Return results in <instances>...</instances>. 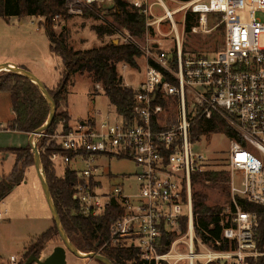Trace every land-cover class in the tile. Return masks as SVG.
I'll return each instance as SVG.
<instances>
[{
  "label": "built area",
  "instance_id": "obj_1",
  "mask_svg": "<svg viewBox=\"0 0 264 264\" xmlns=\"http://www.w3.org/2000/svg\"><path fill=\"white\" fill-rule=\"evenodd\" d=\"M126 1L146 17L147 29L169 22L176 46L167 54L156 47L157 52L146 59V80L136 90L133 122L108 114L100 121L81 122L67 135L57 133L52 140L76 156L54 153L51 161L65 167L84 166L80 171L75 168L80 176L74 199L81 212L99 217L111 206L120 208L123 215L112 224L106 245L136 249L141 264H264V233L259 231L264 214L247 212L238 201L264 208V0H194L175 10L164 0ZM114 2L67 0L66 6L69 14L81 16L85 6ZM157 5L165 15L154 13ZM183 11L199 18L193 33H209V17H220L225 43L216 58L184 51L175 21ZM170 99L175 104L168 110L161 100ZM214 117L232 132V136L224 133L230 151L223 165L232 175L231 203L217 214L222 239L210 245L197 231L192 183V176L207 170L210 160L195 150L202 139L192 142L191 132L197 120L208 125ZM115 158L139 167L136 190L127 192L120 186L103 190L98 174L101 160ZM236 172L243 174L240 188ZM183 218H188L185 234L180 229ZM3 220L0 212V223ZM167 233L178 237L161 254ZM10 264H18L16 257Z\"/></svg>",
  "mask_w": 264,
  "mask_h": 264
},
{
  "label": "trees",
  "instance_id": "obj_2",
  "mask_svg": "<svg viewBox=\"0 0 264 264\" xmlns=\"http://www.w3.org/2000/svg\"><path fill=\"white\" fill-rule=\"evenodd\" d=\"M180 1L189 3L194 0ZM66 5L67 0H0V18H43L45 20L43 27L51 44L50 51L60 57L64 64L65 70L60 83L54 89L48 88L57 105V113L52 126L45 133L48 138L40 139L38 148L49 187L67 235L75 247L83 253H99L114 264H141L139 252L136 249L115 248L106 245L110 236V228L123 215L122 210L111 206L99 217L84 215L80 210L79 202L74 199L80 172L67 166L63 177H57L54 171L57 165L51 161V157L54 153H60L62 156L67 155L72 159L76 156L74 153L63 151L58 143L52 140V137L57 133L67 135L73 130L71 127L72 118L68 111V94L69 83L74 75H89L95 85L102 88L116 113L128 122L134 121L137 93L125 86L118 66L126 64L132 68H138L137 59L141 58L143 53L137 45L131 43L119 45L110 43L98 49L75 51L70 45L68 31L63 29L61 33H57L55 30L57 20L66 21L70 18ZM114 5L115 23L113 26L95 27L99 36H113L118 33L119 28L128 30L135 37L140 38L145 35L147 20L141 11L133 8L126 0H116ZM198 19L195 14L188 13L186 18L188 33L198 23ZM220 28L223 29V27ZM174 52L171 55L175 58ZM2 93L10 95L15 116L9 130L30 135L46 124L50 115L49 105L39 88L30 80L18 74L4 73L0 75V94ZM161 101L167 106L165 100ZM212 132H222L232 136L231 130L217 117H214L208 125L203 119H200L192 129V142L196 143L206 134ZM2 152L15 157V166L12 173L0 181V203L16 187L25 183L27 171L33 166L35 167V156L30 146ZM229 180V173L225 168L212 167V165H208L204 172L192 176L193 211L196 217L197 231L199 236L205 237V241L210 245L214 244L215 239H222V229L219 226L220 218L217 214L222 212L223 208L211 206L209 204L210 196L206 191L211 189L228 194L230 204ZM238 201L245 211L264 214V208L249 204L241 198H238ZM180 229L182 234L187 232L188 218L181 220ZM202 231L209 233L211 237H206ZM259 231L264 233V217L260 219ZM58 236L59 233L54 223L52 229L31 239L27 253L19 264H25L32 255L41 257L46 247ZM177 237V233L165 234L159 252L167 253ZM228 248V242L224 241L223 249L227 250Z\"/></svg>",
  "mask_w": 264,
  "mask_h": 264
},
{
  "label": "rangeland",
  "instance_id": "obj_3",
  "mask_svg": "<svg viewBox=\"0 0 264 264\" xmlns=\"http://www.w3.org/2000/svg\"><path fill=\"white\" fill-rule=\"evenodd\" d=\"M164 2L170 10H175L187 4L182 3L180 0H164ZM153 10L158 16H163L166 13L160 5L155 6ZM114 14V3H99L85 6L81 16L69 14L70 18L68 20H57L55 30L57 33H61L63 29L68 31L70 45L75 51L98 49L110 43L119 45L129 42L137 45L143 53V56L137 59L138 68L130 66L125 68V64L118 66L119 74L123 78L125 86L136 91L140 89L146 80V59L157 52L155 50L156 47L162 49L166 54L170 53L176 46V35L172 25L169 22H165L160 27L156 25L153 28L147 29L146 26V33L140 38L133 36L128 30L120 28L118 33L113 36H99L95 31V27L113 26L115 23ZM186 18L187 16L184 11L175 17L177 29L182 37L184 51L189 54L216 58L222 52L225 43L224 30L220 28L221 26H218L220 17L218 15H211L209 17V33H193L192 31L188 33L187 26L184 29ZM44 24L45 20L43 18L36 17L0 18V65L18 59L30 62L32 70L30 69L29 71L50 89L58 86L63 78L65 68L62 59L55 54H51V44L43 27ZM197 25L198 23L195 26ZM171 104H175L174 99H170L167 102L168 110ZM68 106V111L72 118L71 127L74 129L81 122L92 118L100 121L108 114H111L113 118H117L116 110L110 104L102 88L98 89V86L95 85L87 74L72 76L69 83ZM176 110V108L173 109L172 117L176 116ZM12 118V105L9 95L2 93L0 94V124L2 125L0 127V152L21 148L22 145L28 147L26 138L22 133L13 132L8 129V123ZM40 139L38 138V142ZM195 150L201 152L210 160L209 165L222 169L224 168V162L229 157L230 140L224 133L212 132L202 138L200 145ZM3 153L5 154L6 152ZM73 167L79 171L80 168H84L82 164H77ZM225 168L229 169L226 165ZM30 169L33 172L37 171L34 166ZM54 171L57 177H63L57 167ZM139 172V167L133 161L115 158L101 160L98 174L104 191L120 186L125 191L131 192L137 189L136 178ZM228 173L230 182L232 174L230 171ZM235 178L237 186L240 188L242 186L243 174L236 172ZM206 192L210 196L209 204L211 206L224 208L229 205L230 197L228 194H222L218 190L211 189ZM17 229H23V225L17 226ZM17 238H5L0 241V254L2 256L9 259L12 254H20L23 245L21 238ZM50 245L63 246L64 244L58 236ZM68 255L70 259L74 257L73 253L69 252ZM95 261L92 260L90 264L97 262ZM76 264L86 263L83 259H80V262Z\"/></svg>",
  "mask_w": 264,
  "mask_h": 264
},
{
  "label": "crops",
  "instance_id": "obj_4",
  "mask_svg": "<svg viewBox=\"0 0 264 264\" xmlns=\"http://www.w3.org/2000/svg\"><path fill=\"white\" fill-rule=\"evenodd\" d=\"M7 64L16 65L27 70H32L30 62L22 59L7 62ZM14 117L15 116L13 113V118L9 121L7 126L8 129L11 122L14 120ZM1 126L2 125L0 124V127ZM31 135L32 134H23V136L26 138V144H28V146H30ZM21 148H26V146L22 145ZM0 161L1 181L4 176H9L12 173L15 166V157L11 154L9 155V153L4 154L3 152H0ZM74 165H77V163L71 165V167L75 169V167H73ZM57 168L60 170L59 173L61 175L65 174V166L57 165ZM36 172H33L31 169H29L26 174L25 183L16 187L0 203V212L4 214V220L2 223H0V241L4 240L5 238L13 239L14 237H18L21 238L23 245L20 254H12L9 259L0 254V264H10L11 257H16L19 264L27 253L29 247L28 244L30 243L31 239L41 236L54 227L52 213L50 211L41 181ZM19 225H23V229H17V226ZM56 247L59 246H53L49 244L41 256L42 259L49 257ZM68 254L69 252H67L68 264H76L77 262H80V258L74 255V257L70 259ZM83 261L86 264H90L92 260L83 259ZM93 264L100 263L96 262Z\"/></svg>",
  "mask_w": 264,
  "mask_h": 264
},
{
  "label": "water",
  "instance_id": "obj_5",
  "mask_svg": "<svg viewBox=\"0 0 264 264\" xmlns=\"http://www.w3.org/2000/svg\"><path fill=\"white\" fill-rule=\"evenodd\" d=\"M2 73H14L20 76H23L30 80L33 84H35L41 93L43 94L44 98L46 99L49 108H50V115L46 122V124L38 129L31 135L30 147L33 151L35 156V168L37 170L38 177L41 181L50 211L52 213V217L56 228L58 230L59 236L63 242V246L56 247L53 253L47 257L46 259H42L41 257H37L36 255H32L25 264H67V252L73 253L76 257L80 259H88V260H96L101 264H114L111 260L107 257L99 254V253H83L79 251L75 245L72 243L71 239L67 235L62 220L60 218L58 209L56 207L54 198L52 196L48 179L46 176V172L44 169V165L42 162L41 154L38 148V138L45 134L49 128L52 126L56 113H57V105L51 96L48 88L44 85V83L35 76L32 72L27 69L18 67L16 65L10 64H3L0 65V74Z\"/></svg>",
  "mask_w": 264,
  "mask_h": 264
}]
</instances>
